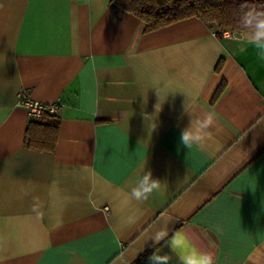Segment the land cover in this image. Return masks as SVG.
Instances as JSON below:
<instances>
[{
  "label": "crops",
  "instance_id": "obj_1",
  "mask_svg": "<svg viewBox=\"0 0 264 264\" xmlns=\"http://www.w3.org/2000/svg\"><path fill=\"white\" fill-rule=\"evenodd\" d=\"M143 26L109 0H0V264H131L152 247L180 264L176 232L213 264H264V58L196 17ZM20 91L58 103L54 152L24 146ZM207 112L213 139L184 145ZM144 167L162 188L140 204Z\"/></svg>",
  "mask_w": 264,
  "mask_h": 264
},
{
  "label": "trees",
  "instance_id": "obj_2",
  "mask_svg": "<svg viewBox=\"0 0 264 264\" xmlns=\"http://www.w3.org/2000/svg\"><path fill=\"white\" fill-rule=\"evenodd\" d=\"M111 4L139 18L143 31L148 32L174 22L196 17L202 20L216 34L224 31L239 32V19L242 5L264 7V0H109ZM221 84L214 98L222 93ZM60 117L48 110L42 111L39 118L27 124L24 146L46 152H54L58 138ZM155 247L144 251L131 264H143Z\"/></svg>",
  "mask_w": 264,
  "mask_h": 264
},
{
  "label": "clouds",
  "instance_id": "obj_3",
  "mask_svg": "<svg viewBox=\"0 0 264 264\" xmlns=\"http://www.w3.org/2000/svg\"><path fill=\"white\" fill-rule=\"evenodd\" d=\"M245 9L239 19L238 37L247 40L252 44L264 58V7L257 8L255 5H242ZM215 114L207 112L201 117L192 120L191 126L186 129L181 136L184 145L192 146L199 144L203 146L206 141L213 139L212 129L215 128ZM162 181L155 179L150 170L137 175L136 183L131 188L128 195L129 200L143 204L148 201L154 193L160 192ZM167 230L156 232L151 241L153 245H158L168 237ZM169 251L176 255L180 264H213L211 253H201L192 247L181 233H174L168 240ZM152 264H170L171 256L167 253L158 254L153 251L149 256Z\"/></svg>",
  "mask_w": 264,
  "mask_h": 264
},
{
  "label": "built area",
  "instance_id": "obj_4",
  "mask_svg": "<svg viewBox=\"0 0 264 264\" xmlns=\"http://www.w3.org/2000/svg\"><path fill=\"white\" fill-rule=\"evenodd\" d=\"M18 102L26 107L33 118H39L42 111L48 110L52 114H57L58 103H40L38 101L32 100L26 91H20L18 93ZM107 210V208H105Z\"/></svg>",
  "mask_w": 264,
  "mask_h": 264
}]
</instances>
